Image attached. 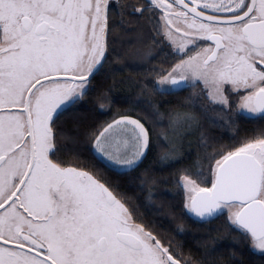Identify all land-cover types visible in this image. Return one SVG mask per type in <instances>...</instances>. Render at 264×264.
Segmentation results:
<instances>
[{
    "label": "snow or ice",
    "instance_id": "obj_1",
    "mask_svg": "<svg viewBox=\"0 0 264 264\" xmlns=\"http://www.w3.org/2000/svg\"><path fill=\"white\" fill-rule=\"evenodd\" d=\"M242 119L264 0H0V264H264V123L217 134Z\"/></svg>",
    "mask_w": 264,
    "mask_h": 264
},
{
    "label": "trees",
    "instance_id": "obj_2",
    "mask_svg": "<svg viewBox=\"0 0 264 264\" xmlns=\"http://www.w3.org/2000/svg\"><path fill=\"white\" fill-rule=\"evenodd\" d=\"M115 92H117L119 95L123 96L126 94L125 89L120 85L117 84L116 88L114 89ZM190 91V89H185L184 92L178 93L177 95L183 96L186 92ZM165 98H167V94H165ZM129 107L127 104L123 103H117L116 105L113 106V110L116 108H126ZM108 115H111L110 113L100 115L97 117V121H101L106 119ZM261 123H264L259 120H250V119H242L238 121V124L240 125V133L237 135H233V129L228 128L225 129L223 127H220L217 129V134L221 136L222 141L227 143L230 142L231 140L238 139L240 137H243L246 133V131H250L252 128L259 127ZM162 147H164L162 145ZM218 221H212L211 223H206V224H194L191 221H188V227L195 233H198L197 235H189L187 238L185 237H178V239L185 240L187 239V244L195 246L197 241L206 238L203 234L209 231H212V234L214 235L215 232L213 230V225L217 224ZM225 244L227 241L224 242ZM258 259V257H257Z\"/></svg>",
    "mask_w": 264,
    "mask_h": 264
}]
</instances>
